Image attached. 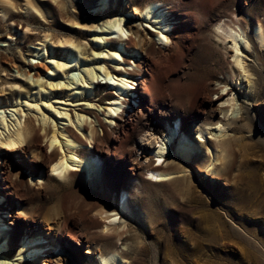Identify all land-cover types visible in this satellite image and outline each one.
<instances>
[{"label":"rangeland","instance_id":"374dc122","mask_svg":"<svg viewBox=\"0 0 264 264\" xmlns=\"http://www.w3.org/2000/svg\"><path fill=\"white\" fill-rule=\"evenodd\" d=\"M147 1L111 0L100 9V0H0V129L4 118L20 113L33 141L14 153L0 142L1 227L10 232L1 254L12 264L23 236L34 233L45 242L57 239L62 249L46 247L37 260L32 247L20 264H102L99 254L115 249L127 261L114 264H264V46L252 36L255 23L264 24V0H161L151 17ZM233 12L249 46L239 41L235 49L229 35L216 31L215 21ZM116 17L138 29L143 42L136 49L120 48L129 36L106 33V22ZM69 37L77 45L60 43ZM112 49L122 58L112 57ZM85 61L120 79L116 69L125 81L135 72L133 92L118 93L102 70L84 83ZM142 73L155 100L134 115L143 99ZM112 96L129 104L111 112ZM86 108L94 113L77 126ZM130 114L124 132L110 120ZM64 125L81 136L79 150L102 149L99 170L77 166L63 176L52 170L44 154L61 149L48 145V135ZM167 133L163 164L178 174L154 180L141 166L158 163L156 141ZM185 133L202 142L187 158L177 152ZM219 141L224 149L212 165L206 145L219 149ZM124 188L129 210L118 205ZM102 209L119 211L121 233L102 230L96 212Z\"/></svg>","mask_w":264,"mask_h":264},{"label":"bare ground","instance_id":"6f19581e","mask_svg":"<svg viewBox=\"0 0 264 264\" xmlns=\"http://www.w3.org/2000/svg\"><path fill=\"white\" fill-rule=\"evenodd\" d=\"M110 2H111V0H100V5H99L100 7L99 8L105 9V7H107ZM145 5H146V14L149 17H151V16H153L154 10L156 8L163 6V1H161V0H158V1L151 0L150 1L149 0L146 2ZM164 9L167 11L166 8H164ZM168 12H166V15H169ZM223 16H226L227 19L223 18ZM223 16H221L220 18H218L215 21V25H217L216 31L221 32L223 35H229L231 37V39L233 40V45H234L235 49H237L236 44L239 41H241L245 46H249L250 38L243 34L245 26H244L242 19L238 16V14L233 12V15H231V16L230 15H223ZM154 17H155L156 21H160L162 16L157 14V15H154ZM263 25H264L263 22L261 20H258L253 27L254 31H253L252 36H253V38H255V40L258 42V44L260 46H264V26ZM105 26L108 29V31L106 32V33H108V36H110L114 33L120 34V36H125V37L129 36V38L126 40V43L124 42L125 41L124 39L122 40V42L120 44L121 49L124 48V44H125L127 47H132L134 50L137 48V46L140 42H143V40L139 36L138 29H134L133 27H129L128 29H126V27L123 25L122 18H117V17L113 18V19L111 18L110 20H108L106 22ZM130 33H131V35H130ZM159 34H161V33H159ZM137 38H139V39H137ZM160 39L164 41V43H165L164 45H166L169 42L168 41L169 38L167 35L160 36ZM108 40L109 39L106 38V41H108ZM59 41L61 44L68 42V44H73V46L77 45V43H75L74 40L70 37L59 40ZM145 45H149L150 49L153 47V45L150 44V41H146ZM115 46H118V45H114V47ZM168 48H169L168 46L165 47V49H168ZM150 49H149V51H150ZM112 50L114 51V53H112V57H114L116 59L122 58V53H119L118 49H112ZM75 56H77V54H75L74 57ZM237 58L238 57L236 56L235 57L236 62H237ZM149 60H150V62L152 61V59L150 57H149ZM127 63H129V62H127ZM147 63L150 64L149 61H147ZM100 70H102L101 74L104 75L105 78H107L109 75V72L105 71L103 69L102 65H99V70L97 69V71H96L95 68L88 61H85L84 67H83V75H82V77L84 79L83 80L84 83L86 82V83L90 84L94 80H96L95 78L99 76ZM245 71H246V69H245ZM113 72L117 76L121 77L120 79H118L114 76L110 77V75H109L110 80H112L113 83H116L119 85L118 93H121V92L126 93L127 91H131V90H129L131 87L129 81L136 79V77L134 75L135 72H131V71L128 72L129 81L128 80L125 81V79H127V78H125V74H123L121 72H117L116 69H113ZM24 73L25 72L23 71L22 74H24ZM151 73L152 72L150 70L149 71L150 76H151ZM123 78H125V79H123ZM140 81L143 83V91H142L143 99L140 102V105H139L140 108L134 110V115L135 114L139 115V114L145 113V111H146L145 107L150 108V106H152L154 104V100H155L153 88L148 83L149 80H148V78H146L145 74L142 73ZM219 82H221V81H219ZM131 92H133V91H131ZM90 93H93V92L90 91ZM109 100L113 103V105H111L109 108V110L111 112L118 111L119 107L121 106L120 102L129 104L128 101L117 100L116 97H114V96L109 98ZM90 103H92V102H90ZM14 109L18 110L17 108H14ZM91 109L92 108H86V109L82 110V113H78V115L76 117V120H77L76 125L77 126H80L83 120L86 122V118L84 117L85 115H87V114L93 115L94 111ZM15 110H13L12 115L15 114V116H16L17 112ZM57 111L61 112L60 110H57ZM65 115L68 116V113L66 112ZM131 116H132V114H130L129 119H124L121 122L118 121V119H116L114 116H111L110 120H111V122H115L116 124H119V126L122 128V130L124 132L127 130V128H129L131 126V122H132ZM6 119L7 118H4L3 122H2L5 129H0V142L5 145V149L10 151V153H14V151H16L17 149H20L22 151L24 148L23 144L24 145L27 144L29 146H32L33 141L30 140L28 142L29 130L27 129V126L25 124V119H23L22 115L19 113L16 118H11V120H6ZM42 119H43V122H45V120H46L45 117H43ZM94 119L98 120L100 125L105 126L104 123H102V121H100L97 118L96 114H95ZM69 120H70V117H69ZM105 130H106V126H105ZM173 132H175V133H173ZM173 132H172L173 134H176V130H174ZM48 138L50 141V144H48V145L53 144V145H55L61 149V151L57 150V151L52 152V153L45 152V154H44L46 161L49 162V164L52 166V170L57 172V174L59 176L77 173L74 170L75 168H77V166H83L84 168L87 169L88 172H90L91 169L99 170L100 159L98 158L97 153L100 154V152H102V149L97 148V153L96 152L91 153L90 151L83 152V151L79 150L77 145L82 143V138L72 128L64 125L62 128L54 129L52 131L51 135H48ZM170 140H171V137L167 133V135H165V137H162L161 139H158L156 141L157 142V148H158L157 151L155 152V155L157 156V161H158V163L156 165L153 163H148L146 165L141 166V167L146 168V171L149 172L152 175V177L155 178L154 180H160L163 178H168V177H171L172 175H174L175 173L178 174V172H176V171H178V170H176L177 167H174V165H164L163 164V155L165 154L164 152L170 151L169 150V141ZM117 141H118V139H117ZM41 144L42 143H40V142H35L36 148L42 149ZM211 144H214V143L212 142ZM215 144L218 146L219 149H217V148L212 149L210 147L211 145H206L208 151L212 152L213 159L210 163L212 165H215L217 163V161H219L221 159V156H220L221 153L220 152L222 151L221 149H224V147H222L220 141L216 142ZM201 145H202V142H200L199 140H197V142L192 141L189 138V136L185 133L182 136V139L180 141V146H179L177 152L180 153L184 158H187L192 153L197 152ZM204 146H205V144H204ZM92 157H94V158H92ZM18 163H19V161L16 162V164H18ZM36 176L40 177L39 175H36ZM5 178L6 177L4 176L3 179H5ZM130 202H131L130 201V191L128 189L124 188L122 190V193H121L119 199H118V205L120 206L121 210H129L131 208ZM0 209H4V208L0 207ZM111 211H113V210L102 209V210L96 211L101 218L100 220H101L102 230L107 231V232H109V230H110V231H115L117 233H121V231L119 229L121 227V224H118V221L120 218V216L118 214L119 211L112 212V213H111ZM1 224H2V216H0V238H1V240H0V242H1L0 243V264H12V262L10 261V258H8V256H7L8 255L7 253L1 254V250L7 247L8 240L10 239V232L2 231ZM47 239H48V241L45 242L44 236H42L41 233H34L32 235H24L23 240L21 242L20 249H19L18 257L16 258L18 260V264H20V262H19L20 260H23V259L29 257L28 256L29 254L26 252L28 250H32V247L34 249L31 252L35 255V258L37 260L41 259V255L39 253L42 251H45L44 248H46V247H52L55 251L62 249L61 245L59 244V241L57 239H53L52 237H47ZM119 251H120V249H115V250H111V251H107V252L106 251L101 252L99 254V257H100L102 264H114L116 261H120V258L123 262L127 261V259L125 260V258H123L120 255ZM46 255H49L48 251H47ZM48 260H50V259H47V261Z\"/></svg>","mask_w":264,"mask_h":264},{"label":"snow or ice","instance_id":"6c2138e0","mask_svg":"<svg viewBox=\"0 0 264 264\" xmlns=\"http://www.w3.org/2000/svg\"><path fill=\"white\" fill-rule=\"evenodd\" d=\"M119 30V29H118Z\"/></svg>","mask_w":264,"mask_h":264}]
</instances>
